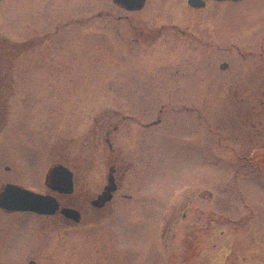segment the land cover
Wrapping results in <instances>:
<instances>
[{"label":"rangeland","instance_id":"374dc122","mask_svg":"<svg viewBox=\"0 0 264 264\" xmlns=\"http://www.w3.org/2000/svg\"><path fill=\"white\" fill-rule=\"evenodd\" d=\"M51 1L54 13L66 7L64 17L81 22L69 21L21 56L11 44L32 34L27 8L19 24L0 21V36L11 43L0 38V83L14 84L5 97L8 129L82 165L85 197L107 184L105 131L118 162L132 164L113 212L91 224L85 218L80 253L74 251L81 264H164L155 202L189 194L209 199L200 210L220 215L206 244L210 264H264V0L212 4L193 26L179 20L155 39L138 31L179 19L173 0H146L137 11L112 0ZM4 2L0 15L14 4ZM231 44L238 48L223 49Z\"/></svg>","mask_w":264,"mask_h":264},{"label":"flooded vegetation","instance_id":"af4514ba","mask_svg":"<svg viewBox=\"0 0 264 264\" xmlns=\"http://www.w3.org/2000/svg\"><path fill=\"white\" fill-rule=\"evenodd\" d=\"M4 1L0 0V6H4ZM173 1L179 5L178 9H172L176 11L175 13H177L179 19H172V22L161 24V28L158 30L140 29L138 31L140 36L144 35V31H147V35L151 33V37L155 39L159 37L162 27H176L179 25V20H182L185 26H193L197 18L207 8L212 4L222 2L219 0H202L201 6H193L189 3V0ZM13 2L12 10L10 9L12 13L5 9L3 11L2 7L0 21L12 20L19 24L22 20V9L25 6L28 14H24L23 20L32 26V34L23 40H14V44L0 36L4 44L12 45V52L17 56H21L25 51L39 48L41 45L51 41L53 39L52 33H55L54 36L57 35L59 30L65 29L71 23L69 21L81 22L77 21L78 18L73 20L65 18V11H68L66 7L62 13H54L56 8L54 6L51 7L53 5L51 0H13ZM180 3H183L182 6ZM163 6L167 9L164 4ZM60 14L62 18H60ZM58 15L60 16L58 17ZM52 25L55 27L54 30L47 29V27ZM63 46L62 39L56 48L61 50ZM232 46L238 48L235 44H231L223 49L227 51ZM238 53L256 56L255 51L240 52L238 50ZM223 63L226 62L221 61L219 63L220 68H222ZM13 86L14 84L9 82L0 83V101L5 110L3 119L0 115V192L4 190L5 185L15 184L25 189L54 197L57 202V208L48 213H37L31 210H8L0 207V264H81L82 258H77L76 254L80 253L78 244L83 240L82 234L84 233L81 230L84 229L85 218H87V223L91 224V219H101L113 212L116 194L121 189L123 178H125L132 164H124L122 160L118 162L120 157L114 153L113 142L109 137L111 131H105L103 138L105 143H107L108 150L111 152L108 171L111 172L116 189L112 192L109 199L93 203V200L97 198L102 189L100 192L93 194V196H84V183L82 182L84 174H81V171H83L82 165L77 167L69 165L64 160L66 153L63 150H59L55 156L52 155V148H49V146L45 149L37 150L30 146L25 140L26 137L22 136L26 132L8 129L10 126L7 120H4L8 103L5 97L8 94V90H12ZM2 91H6V94ZM159 122L160 118L154 124L147 125L145 123L141 126L148 128ZM117 128V124L112 126L114 131ZM94 134L100 139L101 132L99 130ZM141 139V143L144 144L145 140L142 136ZM140 148L142 150V146ZM56 165H61L70 170L72 174L71 192L54 190L51 187L49 175L51 169ZM81 182L82 184H80ZM78 183L80 190H76ZM121 196L131 197L126 194H121ZM201 202L205 203L203 208L210 207L207 204V202H210L209 199L206 198L204 201L197 200L196 196L192 194L176 196L169 201L158 199L155 202L156 216H159L158 218L156 217V226L159 230L160 247L158 248V258L161 263H211L212 260L206 255V244L208 241L213 240L212 238L209 239L213 231V217L217 219L220 215L213 216L211 212L200 210L202 208ZM63 208L75 210L77 219L64 213L62 211ZM220 218L219 220L222 219ZM158 221L160 226H158ZM182 223L183 227L180 226ZM73 230L77 231L75 238L69 236L71 234L70 231L74 232ZM221 232L216 234H223ZM168 233L174 239V242H169ZM77 246L78 251L75 254L74 251H76ZM168 247L171 248L169 254L165 251ZM98 250L101 251V248L95 247V251ZM203 252L205 254L198 259Z\"/></svg>","mask_w":264,"mask_h":264},{"label":"water","instance_id":"95a60500","mask_svg":"<svg viewBox=\"0 0 264 264\" xmlns=\"http://www.w3.org/2000/svg\"><path fill=\"white\" fill-rule=\"evenodd\" d=\"M118 6L126 10H138L142 8L145 0H112ZM202 0H189L193 6H201ZM222 1V0H219ZM236 1V0H232ZM226 64H222V68ZM71 172L61 165L54 166L49 175L51 187L54 190L71 192L72 180ZM116 189L111 172L107 177V184L104 186L101 193L93 200V203H99L109 199L112 192ZM0 207L8 210H31L37 213H48L56 210L57 202L50 195H43L15 184H7L4 190L0 192ZM62 211L69 216L77 219L76 211L70 208H63Z\"/></svg>","mask_w":264,"mask_h":264}]
</instances>
